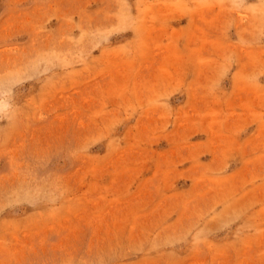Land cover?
<instances>
[{"label":"rangeland","instance_id":"obj_1","mask_svg":"<svg viewBox=\"0 0 264 264\" xmlns=\"http://www.w3.org/2000/svg\"><path fill=\"white\" fill-rule=\"evenodd\" d=\"M0 264H264V0H0Z\"/></svg>","mask_w":264,"mask_h":264},{"label":"crops","instance_id":"obj_2","mask_svg":"<svg viewBox=\"0 0 264 264\" xmlns=\"http://www.w3.org/2000/svg\"><path fill=\"white\" fill-rule=\"evenodd\" d=\"M200 21V20H199ZM200 24L202 25V22H200Z\"/></svg>","mask_w":264,"mask_h":264}]
</instances>
